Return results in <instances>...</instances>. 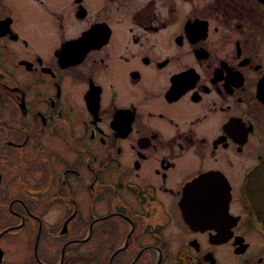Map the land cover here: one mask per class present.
<instances>
[{"label": "flooded vegetation", "instance_id": "flooded-vegetation-1", "mask_svg": "<svg viewBox=\"0 0 264 264\" xmlns=\"http://www.w3.org/2000/svg\"><path fill=\"white\" fill-rule=\"evenodd\" d=\"M21 1L0 0V264H264V0H29L42 48Z\"/></svg>", "mask_w": 264, "mask_h": 264}, {"label": "rangeland", "instance_id": "rangeland-1", "mask_svg": "<svg viewBox=\"0 0 264 264\" xmlns=\"http://www.w3.org/2000/svg\"><path fill=\"white\" fill-rule=\"evenodd\" d=\"M19 9L23 13L28 10L27 18L22 22L23 32L27 35L35 47L42 48V46H47L49 40L45 37V33L47 29L49 30V25L46 20H44L45 25L40 24V22L38 23L36 19H34L32 10L35 11L38 17L42 16L43 14L38 9H36L29 0L21 1ZM32 26L38 30V34L32 31Z\"/></svg>", "mask_w": 264, "mask_h": 264}, {"label": "water", "instance_id": "water-1", "mask_svg": "<svg viewBox=\"0 0 264 264\" xmlns=\"http://www.w3.org/2000/svg\"><path fill=\"white\" fill-rule=\"evenodd\" d=\"M247 189L264 225V159L249 173Z\"/></svg>", "mask_w": 264, "mask_h": 264}]
</instances>
